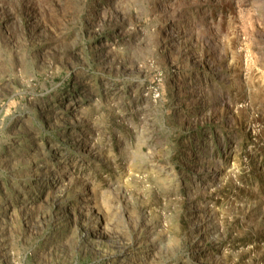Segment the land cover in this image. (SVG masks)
<instances>
[{
  "label": "rangeland",
  "instance_id": "rangeland-1",
  "mask_svg": "<svg viewBox=\"0 0 264 264\" xmlns=\"http://www.w3.org/2000/svg\"><path fill=\"white\" fill-rule=\"evenodd\" d=\"M0 264H264V0H0Z\"/></svg>",
  "mask_w": 264,
  "mask_h": 264
},
{
  "label": "trees",
  "instance_id": "trees-1",
  "mask_svg": "<svg viewBox=\"0 0 264 264\" xmlns=\"http://www.w3.org/2000/svg\"><path fill=\"white\" fill-rule=\"evenodd\" d=\"M177 90V86L176 85H172V86H170V88H169V93L172 95V90ZM198 134H199V137H201L202 136V133L201 132H198Z\"/></svg>",
  "mask_w": 264,
  "mask_h": 264
}]
</instances>
